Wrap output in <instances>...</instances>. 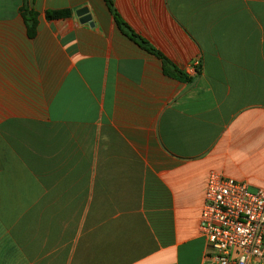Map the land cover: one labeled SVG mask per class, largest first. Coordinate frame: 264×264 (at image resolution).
<instances>
[{
	"label": "crops",
	"instance_id": "0c3cea01",
	"mask_svg": "<svg viewBox=\"0 0 264 264\" xmlns=\"http://www.w3.org/2000/svg\"><path fill=\"white\" fill-rule=\"evenodd\" d=\"M110 1L189 80L104 0H0V264H207L208 171L264 187V0Z\"/></svg>",
	"mask_w": 264,
	"mask_h": 264
},
{
	"label": "built area",
	"instance_id": "2783aa9c",
	"mask_svg": "<svg viewBox=\"0 0 264 264\" xmlns=\"http://www.w3.org/2000/svg\"><path fill=\"white\" fill-rule=\"evenodd\" d=\"M197 63V61H194ZM207 264H249L264 261V187L210 169L198 217Z\"/></svg>",
	"mask_w": 264,
	"mask_h": 264
},
{
	"label": "trees",
	"instance_id": "16d2710c",
	"mask_svg": "<svg viewBox=\"0 0 264 264\" xmlns=\"http://www.w3.org/2000/svg\"><path fill=\"white\" fill-rule=\"evenodd\" d=\"M104 1L108 9L111 11L114 21L119 27V29L123 33H125L129 38L134 40L140 47L158 56L161 59L163 70L166 73L189 80V77L185 75L180 69H178L168 58L162 55L158 50L153 48L146 40H144L142 37H140L130 29V27L119 17L118 13L112 7L110 0H104ZM62 13L63 11H47L46 16L62 14ZM23 15L26 21L27 32L31 34L35 30L34 12L31 10H27L23 12Z\"/></svg>",
	"mask_w": 264,
	"mask_h": 264
},
{
	"label": "water",
	"instance_id": "95a60500",
	"mask_svg": "<svg viewBox=\"0 0 264 264\" xmlns=\"http://www.w3.org/2000/svg\"><path fill=\"white\" fill-rule=\"evenodd\" d=\"M75 13L78 15L80 21L87 22L89 25H92V20L90 19V14L87 11L85 6H81L75 10Z\"/></svg>",
	"mask_w": 264,
	"mask_h": 264
}]
</instances>
